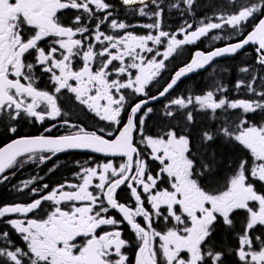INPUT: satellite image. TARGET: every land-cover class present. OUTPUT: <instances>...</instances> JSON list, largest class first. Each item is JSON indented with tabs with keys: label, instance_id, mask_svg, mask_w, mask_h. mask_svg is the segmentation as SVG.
I'll return each mask as SVG.
<instances>
[{
	"label": "snow or ice",
	"instance_id": "obj_1",
	"mask_svg": "<svg viewBox=\"0 0 264 264\" xmlns=\"http://www.w3.org/2000/svg\"><path fill=\"white\" fill-rule=\"evenodd\" d=\"M195 3L180 0L170 6L192 13ZM229 4L235 11L217 16L219 22L209 18L193 28L185 21L179 29L183 39H177L161 27V0H0V129L4 135L16 134L21 122L46 120L75 129L12 139L0 148V183L9 180V169L28 161L44 163L71 150L125 159L118 166L82 167L78 183L62 184L28 204L0 206V223L10 226L0 227V264H133L125 251L132 246L124 237L125 222L138 242L134 264H264V0ZM118 7L152 18L142 27L158 34H106L101 30L105 24L112 30L132 27L109 19ZM66 10L76 14L65 20ZM225 25L243 38L207 53L197 51L162 89L150 93L177 49ZM48 41L45 47L42 42ZM150 42L166 45L165 50ZM248 45L256 46L253 59L259 67H241L247 78L234 87L245 89L249 99H229L228 87L219 82L201 94L172 97L187 74ZM62 97L116 131L101 128V135L71 123ZM162 98L166 102L159 111L150 106ZM154 114L160 131L150 135L144 126ZM197 114L209 122L198 124ZM149 159L158 162V170ZM162 183L169 186L160 187ZM122 188L130 191L134 206L120 202ZM45 201L51 204L47 212ZM29 213L35 216L11 218ZM158 221L166 230H157Z\"/></svg>",
	"mask_w": 264,
	"mask_h": 264
},
{
	"label": "flooded vegetation",
	"instance_id": "obj_2",
	"mask_svg": "<svg viewBox=\"0 0 264 264\" xmlns=\"http://www.w3.org/2000/svg\"><path fill=\"white\" fill-rule=\"evenodd\" d=\"M109 2L112 3H117V0H109ZM162 6L164 7V13L162 16V21H161V27L163 30L168 31L170 33H174L177 35V39H183V35L179 33V29L184 25V22L187 21L188 23L193 24V28L199 25L201 20H204V22H209V18H211V22H219L216 17L219 16L220 14H225L227 15L230 12L235 11V8L229 4V0H196V3L193 5V10L192 13H189L187 10L181 14V11L179 9L173 8L170 5L172 3L180 2V0H161ZM241 2H244V0H241ZM181 8H185L186 6L181 3ZM75 10H66V13L64 15L65 20H67L68 17L74 16ZM98 15L103 16L104 13H98ZM115 18L118 20V22H124L126 24L132 25V27L127 28L126 30H112L107 24L101 26V30L105 31L106 34H111V35H123L126 32H131L135 35H148L149 33L156 35L158 34L157 32L150 30L148 28L142 27V25L153 23V19L144 16L141 17L138 14H130L126 12L122 7H118V9L114 12L113 17H110L109 19ZM94 23V22H93ZM252 24H248L245 27V31L249 32L252 29ZM213 36H218L220 37L219 39L213 40L211 39ZM243 37L238 36L235 34L234 30L231 29L229 26L225 25L224 28L222 29H215L209 32V34L205 37H202L200 40H198L194 44H187V45H182L177 51L169 58L168 61H166V69L162 71L161 76L158 78V83L161 82V80L167 76L170 75L171 78L174 76L175 72L178 71L181 67L185 66L190 59L192 58V55L197 52V51H203L205 53L215 49V48H220V47H225L228 44L231 43H236ZM94 43V41H92ZM42 44L47 47L50 46V41L47 43L42 42ZM150 47L157 48L160 52H163L165 50L166 45L162 46H157L149 43ZM97 49L101 48L102 45L96 44ZM255 45H248L243 49L241 52L236 53L235 55H231L229 57L224 58L223 60L216 61L212 63L206 70L203 72H200L196 75H191L188 78L182 80L178 86L173 90L172 92V97L176 96H181L182 95V86L180 85L184 81H187L188 79L192 77H197L198 75H203L206 73L208 70H212L213 72L220 70L223 72L224 68H227V64L229 60L237 59V61L240 60V58L243 59V65L248 66V67H259L258 65H255L253 57L256 55L255 53ZM115 51V50H113ZM148 56H151V54H145ZM156 59H161V57L157 56L155 57ZM77 66H79L82 62L77 60ZM115 63V62H114ZM244 78L246 77V74L242 73ZM170 81V80H169ZM168 81V82H169ZM47 83V77H43L41 80V87H44V84ZM157 82H154V86H150V93L153 91L155 85L158 84ZM50 87V85H49ZM128 91V90H125ZM241 94L238 93H232L231 91L227 92L226 95L228 96L229 99H246L244 97L245 94L240 91ZM151 94H156V93H151ZM69 96L71 95L70 93L68 94ZM141 99V97H135V100ZM160 102L165 103L166 100L162 99L161 101H158L154 104H151L150 106L156 105ZM61 103L65 105V111H69L70 115L66 116L65 119H68L71 123L77 124L81 127H84L87 131H96L97 134L103 135L104 133L99 132V129L105 128V129H111L113 132L116 131V128L114 126L108 125L107 122L101 121L99 117L95 116L94 113L88 111L86 108H84L81 105L78 104H72L69 105L66 100L62 97ZM127 114L125 113V119L124 123H126V118ZM223 119V117H222ZM53 123H56V127L52 129L50 133H47L44 131L46 127L51 126ZM122 127V125H121ZM69 131H75V129H70L66 125H63L59 122H54L51 120H46L43 124L40 123H33L30 121H24L21 122L18 125V132L16 134H7L4 135L2 132V129H0V148L5 146L6 144L10 143L12 139L16 138H22V137H31V136H38L41 134L44 135H51V136H59L66 134ZM136 133H134L135 135ZM106 138H112V137H106ZM58 154H71V155H77L76 157L78 158V162L76 164H67V165H52L50 166L51 168H45L47 169H52L55 172L53 175L59 176L62 173L64 174L61 179L57 182H55L52 185H49L48 183H45L48 185L47 189H44L43 186L35 187L33 184L32 187H29L24 189L23 191H18L19 192V198L18 199H12V196L9 195V199L11 200L10 204L6 205H15V204H21L25 205L30 202H32L34 199L39 198L40 196H43L45 194H48L51 190L59 187L62 184H67V183H78V179L76 177V174L82 170V167L86 166H98L102 165L103 163L107 162H112L115 166L120 165L121 163L125 162V159L119 158V159H111V158H102L99 156L95 155H88V154H79V153H58ZM53 158V156H52ZM51 158V159H52ZM25 159V158H21ZM50 159V160H51ZM38 161V160H36ZM150 164V163H149ZM43 165L39 163V165L36 167H42ZM22 166L15 167V168H22ZM9 169L6 171V175H9V180L3 182L5 186L9 185V191L11 193H17L15 192L18 188H22L24 182L29 181V180H21L23 177L25 178L26 175L24 174H19L16 175L13 173V170ZM97 181H94L96 183ZM17 189H16V188ZM38 189L39 192L38 194H33L31 192V189ZM8 195V193L6 194ZM118 198L120 199V202L127 203L130 206H134L135 201L134 199L130 196V191L126 188H122L118 190ZM5 206V205H3ZM44 209L45 211H49L51 208L50 202L45 201L44 202ZM150 208V205H148ZM112 215H116L117 218L119 217V213L113 212L111 213ZM34 213H29L27 214V217L22 215V214H13L11 218H17V219H27L34 217ZM138 220L142 221L143 218H137ZM157 228L162 229L163 228V223L162 222H157L156 224ZM0 227H3L4 229L8 230L10 229V226L8 225H3L0 223ZM123 228V233L124 237L130 241H132V246L128 249H125L127 254L129 255L130 260L134 264L135 260V253L137 250V241L135 238L134 233L131 232L130 227L126 225V222L124 225H122ZM17 239V242L22 244L23 242L18 239V237H15ZM156 247H159V242L157 241Z\"/></svg>",
	"mask_w": 264,
	"mask_h": 264
},
{
	"label": "trees",
	"instance_id": "obj_3",
	"mask_svg": "<svg viewBox=\"0 0 264 264\" xmlns=\"http://www.w3.org/2000/svg\"><path fill=\"white\" fill-rule=\"evenodd\" d=\"M237 59L229 60L227 64V68H224L223 72H216V77L213 78V71L208 70L203 75H198L197 77H192L188 79L187 81H184L180 85L182 86V95H188L189 93H195V94H201L202 92H205L211 88L214 87L215 84L223 83L228 87V91L232 93H238L241 94L240 91L242 90H235V82L241 78H244L243 74L240 72V68L243 65V59L240 58L239 61L236 62ZM171 79L170 75L165 76L161 82H159L157 85H155L153 91L151 93H157L162 87ZM163 106V102H160L156 105H153L157 111H159ZM198 118V124H204L208 123L207 117H204L202 114H197ZM159 124V118L157 115H152L148 120H146L144 131L147 134L150 135H156L160 128L157 126ZM136 137V140L139 141L140 137L138 134L134 135ZM140 148L147 153L149 150L144 148L143 145H139ZM221 150L225 152V154H232V149L224 146H220ZM77 155H71V154H56L53 156L51 160H48L44 163H41L43 166L38 167L39 161H28L27 163L23 164L22 168H15L12 170L14 174H24L26 177L22 178L21 180H31L33 181L30 185L34 184L35 187L43 186L45 183H48L49 185L54 184L55 182L59 181L61 177L64 175L63 173L59 176L53 175L55 172L50 166L52 165H67V164H76L78 162ZM147 158V157H146ZM151 165L152 169L158 170V162L151 161L149 159L148 161ZM47 166V168H45ZM227 175V173H225ZM167 184H161L160 187H168ZM10 186H5L3 183H0V206L10 204L12 199H18L19 198V192L16 190L17 193H11L9 191ZM16 188V187H15ZM17 189V188H16ZM8 193V195H6ZM9 195L12 196V199H9ZM238 222L240 220V217L237 218ZM157 227V226H156ZM239 227V223H238ZM157 230H166V226L163 224V228ZM232 243H235L234 240H232Z\"/></svg>",
	"mask_w": 264,
	"mask_h": 264
},
{
	"label": "water",
	"instance_id": "obj_4",
	"mask_svg": "<svg viewBox=\"0 0 264 264\" xmlns=\"http://www.w3.org/2000/svg\"><path fill=\"white\" fill-rule=\"evenodd\" d=\"M243 50V49H242ZM242 50H240L239 52H241ZM238 52V53H239ZM196 53V52H195ZM195 53L192 55V58L190 59V61L188 62V63H190L191 62V60L194 58V56H195ZM232 54H226L225 56H222V57H217V58H215L208 66H206L204 69H199V70H196V71H194V72H192V73H189V74H187L185 77H183L182 78V80H184V79H186V78H188L189 76H191V75H196V74H198V73H200V72H203L204 70H206L212 63H214V62H216V61H220V60H223L224 58H226V57H229V56H231ZM187 63V64H188ZM186 66V65H185ZM184 67V66H183ZM182 68V67H181ZM178 71H179V69H178ZM163 99V98H162ZM161 99V100H162ZM160 100V101H161ZM156 102H158V101H154V102H152V104H154V103H156ZM11 143V142H10ZM7 145V144H6ZM5 145V146H6ZM5 146H3V147H5ZM66 153H79V154H88V155H95V156H99V157H102V158H111V159H119V158H123V157H110V156H105V155H103V154H101V153H93V152H89V151H83V150H71V151H68V152H66ZM124 159V158H123Z\"/></svg>",
	"mask_w": 264,
	"mask_h": 264
},
{
	"label": "rangeland",
	"instance_id": "obj_5",
	"mask_svg": "<svg viewBox=\"0 0 264 264\" xmlns=\"http://www.w3.org/2000/svg\"><path fill=\"white\" fill-rule=\"evenodd\" d=\"M212 71H213V68H212ZM218 71L221 72L220 70H218ZM216 72H217V71L213 72V78H215V77L217 76V75H216ZM221 73H222V72H221ZM241 91H242V93H244L245 96H246V97H244V98H246V99H249V98H250L251 94L248 93L245 89H242Z\"/></svg>",
	"mask_w": 264,
	"mask_h": 264
}]
</instances>
